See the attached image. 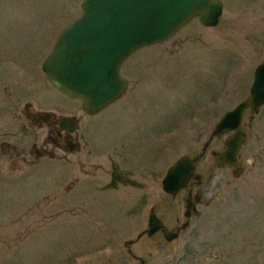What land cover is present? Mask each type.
<instances>
[{
    "label": "rangeland",
    "instance_id": "obj_1",
    "mask_svg": "<svg viewBox=\"0 0 264 264\" xmlns=\"http://www.w3.org/2000/svg\"><path fill=\"white\" fill-rule=\"evenodd\" d=\"M82 1L0 0V141L35 142L12 121L8 101L37 100L80 121L79 151L56 150L55 159L33 167L22 157L2 159L0 264H191L156 259L155 240L169 247L159 233L137 237L151 208L167 230L175 217L184 220V194L166 195L161 182L180 157H202L214 125L248 95L264 59V0H221L215 28L194 19L165 43L133 53L120 69L127 92L85 118L81 100L52 89L40 67ZM241 126L244 175L201 196L192 219L198 225L187 235L208 244L205 264H264V107L245 112ZM224 140L212 139L198 162L204 186V175L223 172L210 153Z\"/></svg>",
    "mask_w": 264,
    "mask_h": 264
},
{
    "label": "water",
    "instance_id": "obj_2",
    "mask_svg": "<svg viewBox=\"0 0 264 264\" xmlns=\"http://www.w3.org/2000/svg\"><path fill=\"white\" fill-rule=\"evenodd\" d=\"M80 8L81 16L58 36L41 68L56 90L71 99L82 100V110L90 116L125 93L127 81L119 70L133 53L168 41L195 18L202 26L215 28L222 14L221 0H84ZM252 79L249 95L226 112L211 133V138L230 133L213 163L216 168L224 163L236 167L235 177L239 176L238 151L247 138L240 126L242 114L246 109L257 114L264 105V60ZM73 128L70 123L68 129ZM194 170V160L178 159L164 175L163 192L176 195ZM162 227L155 215L149 217V236Z\"/></svg>",
    "mask_w": 264,
    "mask_h": 264
},
{
    "label": "flooded vegetation",
    "instance_id": "obj_3",
    "mask_svg": "<svg viewBox=\"0 0 264 264\" xmlns=\"http://www.w3.org/2000/svg\"><path fill=\"white\" fill-rule=\"evenodd\" d=\"M42 76H43L42 79H44L46 83L50 87H52V85L47 81V79H45L43 73ZM13 82L17 83V80H13ZM32 101L31 102L26 101L23 105L15 104L14 101H11L10 103L8 101V103H5L7 107V111L8 110L12 111V115H13L12 121L17 122L22 127L23 129L22 131L26 133H32L35 142L30 144L28 147L17 148L10 146L7 142L0 141V164L2 163V159L5 158L11 161V163L13 162L15 163L17 159H21L22 157L21 159L22 161L28 162L26 163V165L32 166L36 163V161L42 159L43 160L55 159L56 150L62 153L63 156L69 153V151L70 152L73 151L71 150L72 149L71 147H76L77 151L80 150L78 145L73 143L75 139V133L78 128V124L80 123L79 119L78 118L76 119V117L74 116L70 118H66L63 117V114L60 113H59L60 115H54L56 114V112L46 107L45 108L42 107L37 100L36 101L32 100ZM245 112H250V111L245 110L243 116ZM81 113L82 116H84V118L91 117L86 115L83 111ZM70 122H72L75 127L73 131H70L68 129L70 127ZM210 142L207 146L204 145V151H203L204 155L206 154V150L210 147ZM222 148L219 151H212L210 153L211 157L213 156L212 159H214L215 155L219 154V152L222 151ZM202 157H200L195 162V173L198 162L202 159ZM193 158L195 157H192V159ZM237 162L240 172L238 177H235L236 168L230 167L225 163L222 164L221 167L219 168H215L213 165L216 171H223V172H220L218 174L212 172V174L210 173L209 175L208 174L204 175L206 178L205 186L204 183L202 182V174H199L200 175L199 179H195L194 176H192L189 182L187 183V185L185 186V188L176 195V196L178 195L182 196L184 194L183 195V198H185L184 200L185 205L183 211L184 220L180 221L179 217H175L174 220L175 226L173 228L167 230L166 228H164L165 225L163 223V228L158 232H156L155 234H153L152 236H148V223H147V227L144 228L145 230H142V232L139 234L141 235V237L140 238L137 237L138 238L137 240H140L141 238H143V236H146L145 239L149 241L153 239V237L156 234L159 233V235L163 237L164 242L168 243L169 247L166 244L162 243L160 239L155 240L154 245L156 248L154 250L156 251V257H157L156 259L166 260L171 257L169 260H173L178 263L188 262L191 264H205L203 260L204 255L206 257V255H208V253L210 252L209 250L207 253L209 247L208 244L197 243L198 241L195 239V237L189 238L187 236L188 233L190 236L192 229L194 228V225L195 226L198 225V224L197 225L193 224L192 219L193 217H195L194 215L196 214V210L199 204L201 203V198H202L201 196H204V194L209 195V192L213 190V188H216L218 185L222 190H227L233 185L232 179L234 181H239L241 179L240 176L244 175L243 172L244 169H243V165H241L240 154L237 157ZM1 173L2 170H0V175H2ZM200 185H202L203 186L202 188L204 189L202 193L198 191ZM187 206H189V210L187 209ZM154 210H155L154 208H151L150 215L148 217H150L152 214H155ZM196 231L201 232V227L200 226L199 228L195 227L193 231V235H195ZM169 238L171 239V241L168 240ZM178 241L179 243L177 244ZM172 242H174V244ZM257 257H258L257 254L255 255L252 254L251 259Z\"/></svg>",
    "mask_w": 264,
    "mask_h": 264
}]
</instances>
